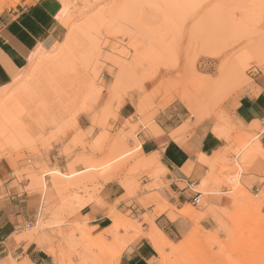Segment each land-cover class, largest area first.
Here are the masks:
<instances>
[{"label":"rangeland","instance_id":"rangeland-1","mask_svg":"<svg viewBox=\"0 0 264 264\" xmlns=\"http://www.w3.org/2000/svg\"><path fill=\"white\" fill-rule=\"evenodd\" d=\"M37 1H0V44L8 20ZM54 1L64 38L0 88V201L40 202L17 239L47 250L49 264H118L124 240L154 234L144 227L169 207L164 170L146 165L138 134L212 116L214 133L238 144L226 149L239 156L225 168L228 194L190 212L201 219L186 238L159 240L155 264H264V180L240 176L259 174L264 150L234 123L223 128L264 85V0ZM101 199L122 213L95 234L82 212Z\"/></svg>","mask_w":264,"mask_h":264},{"label":"crops","instance_id":"crops-1","mask_svg":"<svg viewBox=\"0 0 264 264\" xmlns=\"http://www.w3.org/2000/svg\"><path fill=\"white\" fill-rule=\"evenodd\" d=\"M57 9L54 0H39L8 20L1 30L0 88L12 82L19 68L26 64L29 54L40 47L55 46L64 38L65 30L58 23ZM260 89L256 96L249 94L241 98L228 116L229 123L223 126L222 122V126L226 131L234 123L248 135H256L253 142L258 141L264 150V85H260ZM218 121L211 116L198 124L192 120L188 127L185 122L174 126L173 123L159 121L152 126L153 129L147 127L138 134L139 150L146 157V165L155 160L156 165L164 170L161 189L169 206L144 227L146 234L161 232L168 243L177 244L199 227L201 219L193 214L194 217H186L180 212L206 211L224 203L223 195L228 191L221 182L225 184V178L234 175L225 168H231V161L239 156L225 155L226 149L237 148L238 144L214 133ZM224 155L229 161L220 160ZM262 165L259 174L240 173L241 180H264V162ZM20 196L13 194L0 201V264H49L44 252L47 250L38 249L33 244L26 245L17 239L22 233L19 228L25 222H32L40 206V202L23 200ZM194 198L198 201L195 202ZM110 203L101 199L100 204L91 203L83 210L82 215L90 218L87 223L90 232L98 234L113 227L110 219L113 211L117 214L122 211L116 208L110 212ZM201 204L205 205L202 207ZM200 224L204 226L207 222L202 220ZM155 249L143 236L136 238L123 251L118 264H155L158 259Z\"/></svg>","mask_w":264,"mask_h":264},{"label":"bare ground","instance_id":"bare-ground-1","mask_svg":"<svg viewBox=\"0 0 264 264\" xmlns=\"http://www.w3.org/2000/svg\"><path fill=\"white\" fill-rule=\"evenodd\" d=\"M1 2H3L4 0H0ZM1 4V3H0ZM257 52V54L258 53H261V54H263L264 55V52L263 51H260L259 52V50H256ZM215 131H216V129H215ZM260 149V148H259ZM130 150V149H129ZM254 150V149H253ZM253 150H251V151H253ZM128 152H130V151H128ZM127 152L126 151H124V152H122L119 156H117L115 159L117 160V159H122V157L123 158H125L127 155ZM114 159V160H115ZM92 168V167H91ZM98 176V175H97ZM71 177H72V175H71ZM94 179V181H95V178H93ZM92 179V180H93ZM59 180V179H58ZM98 180V179H97ZM52 182V181H51ZM59 182H61V181H59ZM59 182H55V184H56V186L55 187H57V188H59L58 186V184L57 183H59ZM54 184V185H55ZM60 187L62 188V186L64 185V184H61L60 183ZM65 186V185H64ZM63 186V187H64ZM43 188V187H42ZM241 188V187H240ZM112 214V213H111ZM180 214L181 215H184V216H186V217H189V216H191V214L192 213H190V212H188V211H186V212H184V211H182V212H180ZM110 219L112 220V223L113 224H116L117 222H118V220H117V217H116V213L115 212H113V214H112V216L110 217ZM153 229H154V227H153ZM155 230V229H154ZM113 232V231H112ZM112 232H110V233H112ZM114 233V232H113ZM154 233V232H153ZM155 234H157V236L155 235ZM156 236V237H155ZM147 240H149V242L157 249V251H158V253H162V251H164V250H162V248H163V245L162 246H160L159 244H158V242H160L159 240H161V242H162V244H163V242L164 243H168V239H166V237L161 233V232H155L154 234H149V235H145L144 236ZM102 240V239H101ZM132 242H134V241H132V240H130V239H126V240H124V242H123V248H121L120 250L121 251H123L127 246H129ZM183 244V243H182ZM181 244V245H182ZM169 245V244H168ZM169 247H171V244H170V246ZM172 248V247H171ZM177 247H175V249H176ZM155 249V250H156ZM164 249V248H163ZM172 249H174V247L172 248ZM180 249V248H179ZM164 256V255H163Z\"/></svg>","mask_w":264,"mask_h":264},{"label":"built area","instance_id":"built-area-1","mask_svg":"<svg viewBox=\"0 0 264 264\" xmlns=\"http://www.w3.org/2000/svg\"><path fill=\"white\" fill-rule=\"evenodd\" d=\"M194 201L197 202L198 201V198H194Z\"/></svg>","mask_w":264,"mask_h":264}]
</instances>
